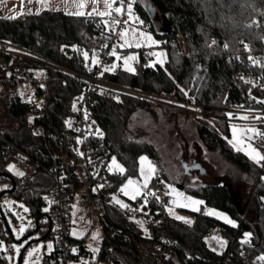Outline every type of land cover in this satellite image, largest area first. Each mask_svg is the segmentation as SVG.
<instances>
[{"label":"trees","instance_id":"16d2710c","mask_svg":"<svg viewBox=\"0 0 264 264\" xmlns=\"http://www.w3.org/2000/svg\"><path fill=\"white\" fill-rule=\"evenodd\" d=\"M149 3L161 10V17L166 19L162 25L157 23L160 15L155 17L147 7ZM133 6L149 21L147 28L164 41L166 58L162 66L158 62L150 66L151 52L141 46L135 72L127 71L120 63L108 71L101 66L100 76L119 87L106 84L105 94L92 91L96 128L103 133L101 150L109 158L116 155L125 168L122 174L110 172V179L104 184L110 197L101 217V252L110 249L114 256L134 260L139 255L138 240L155 237L166 248L160 256L168 264H216L226 256V264H264V161L257 164L247 152L229 143L227 117L229 110L234 113L239 109L259 111L264 117V83L244 76L249 71L264 75V61L255 56L264 52V0H134ZM70 12L52 7L15 15L0 12V37L20 47V52L0 49V82L5 88L2 111L7 121L0 123V132L36 156L43 157L47 143L52 144L54 136L69 127L76 113L75 98L87 88L85 77L77 72L89 68L93 71L100 65L92 62V52L105 47L107 37L113 35L102 16L88 15L89 12L77 16ZM252 18L258 22L254 24ZM85 52L88 58L84 57ZM112 56L109 54V60ZM24 78L34 82L31 97H25L18 86ZM151 93L159 98L154 99ZM34 94L43 100L39 102ZM149 102L167 108L193 103L200 108L196 128L206 147L236 163L253 183L256 181L249 205L254 211L251 216L244 212L243 199L223 180L189 186L204 200L200 211L190 209V218L186 219L191 223L176 219L164 205L155 209L145 227L126 216V209L115 202L111 193L120 190L126 176L139 173L141 152L150 156L155 172L167 177L154 142L140 138L127 123L136 106ZM257 122L264 127V120ZM6 159L0 153V172L9 171ZM65 167L77 186L81 179L75 163L69 160ZM23 173L13 174V192L29 203L35 218L42 219L46 216L45 191L53 178L41 166ZM3 176L6 175L0 178ZM205 204L225 210L235 226L217 215H209L203 209ZM215 229H220L227 239L221 249L207 239ZM4 236L11 238L0 213V242ZM57 255L55 249L45 252L43 261ZM0 264H18L9 260L1 244Z\"/></svg>","mask_w":264,"mask_h":264},{"label":"rangeland","instance_id":"374dc122","mask_svg":"<svg viewBox=\"0 0 264 264\" xmlns=\"http://www.w3.org/2000/svg\"><path fill=\"white\" fill-rule=\"evenodd\" d=\"M147 3L149 0H145ZM54 7L62 6L69 11H77L73 0H51ZM79 2V0H77ZM130 0H123L124 6V21L122 24H117L114 21H118L117 18L112 14V10L120 7V0H107V3L111 4V8L106 6L105 0H98V3H94L93 0H84L85 8L84 12L98 13V12H111V15L102 16L106 28L113 32V41L110 47V54L115 50L116 55H113L109 61L102 62L101 53L98 49H94L92 52V62L98 61L102 63L104 68L112 69L114 65L120 63L124 66V58L128 56H135L136 59L131 61V66L135 68L136 61L139 58V48L141 46L146 47L151 53H164L161 59L165 60L166 51L162 38L156 36L152 30L145 27L142 23L143 17L134 8L132 3V15L129 16L127 12V5ZM28 5V0H0V8L3 14L15 15L25 12L26 6ZM160 18L157 19V23L162 25L166 19L161 17V10L155 6ZM95 9V11H94ZM123 13V12H122ZM119 13V14H122ZM138 18V20H137ZM163 21V22H162ZM127 32V39L130 43H133L132 47H121L124 43L122 39V34ZM140 33H144L141 36ZM151 36L157 44H151V41L147 40L146 37ZM135 42L140 43V47H135ZM119 57V59L117 58ZM150 63L156 62V57L150 55L148 58ZM18 86L24 93L25 97H31L33 94L34 82L30 78L20 79L18 81ZM5 95V88L0 82V123H6V119L3 116L4 102L3 97ZM156 96V95H154ZM34 97L38 100L41 96L34 94ZM154 99L159 97H153ZM173 100V99H170ZM174 101V100H173ZM172 101V102H173ZM178 104V103H177ZM184 104V103H183ZM192 104V105H191ZM200 108L193 103L188 105H182L177 108L175 106L165 107L157 102H149L146 104H139L136 106L128 117V126L132 132L138 133L140 138H147L154 142L159 152L160 158L163 160V168L165 174L167 175L166 180L168 183L167 193L172 195L173 199L170 203H165V209L171 215L180 216L184 218H190L189 207H181L180 204L184 203V197H191L193 200L204 201L202 196L198 195L196 192L192 191L189 186L194 184H201L206 181H216L223 180L228 183L230 188H232L234 193L239 194L243 199L245 204L244 212L247 215H252V208L250 210V204L252 203L254 197V183L247 176L246 172L239 167L236 163L230 159L224 157L220 153L206 147L205 143L201 140L198 135L196 128V113H198ZM227 117L230 119V140L236 148H240L248 153L247 145L252 143L254 147H257L262 154H264V143L262 140H258L260 136H256L251 141L245 139V137H252L251 132H247V129L255 128L258 132L264 133V127H262L257 121L264 120V117L260 116V112H252L246 109L232 110L227 112ZM244 117H247L246 119ZM259 117V118H258ZM235 127V136L233 134V128ZM242 141V142H238ZM115 157L119 164L122 162L116 155L110 157V165L112 158ZM146 157L147 161L144 165L141 164V158ZM7 158V157H6ZM148 162L154 167V163L151 160L147 152L143 151L138 156L139 173L136 175L126 176L121 184L120 188L123 187L129 179L135 180L139 185H143L144 178L141 175V167L145 169L148 167ZM184 162H187L189 166L187 169L184 166ZM262 162V161H261ZM6 165L9 172L12 174H17V172H24L19 163L13 158L9 157L6 159ZM14 166V167H13ZM10 186V177L3 176L0 178V191L3 188ZM171 186V187H169ZM176 189L177 192L181 193V196H177L172 192V189ZM144 193L143 188L141 189ZM113 199H119L123 203L129 205V207H135L137 204V199L132 200L129 196L124 195L120 190H113L111 193ZM238 196V197H239ZM237 198V195L235 194ZM241 199V200H242ZM176 200L177 203H173ZM148 203V198L146 194H143V198L139 199L138 206L144 208L143 204ZM1 205L6 213L9 220V224L13 230L15 237L9 238L4 236L1 239V247L4 248L5 252L8 254L9 260L17 261L19 254L16 252V247L23 246L28 239L17 241L24 232L31 226L34 225L35 219L32 214L31 207L29 203L22 197L16 196L13 191L5 192L1 197ZM150 206V204H148ZM200 207V205H199ZM27 209V211L25 210ZM156 209H160V205L156 206ZM207 211L209 209L213 212L221 213L228 219H232L230 215L223 209L216 208L205 204L204 208ZM23 228L24 231L21 232L20 229ZM70 232H75L73 235L75 237H82L84 242L93 250L100 249L103 227L102 220L96 209H93L87 205H81L77 201L72 203L71 207V225ZM98 235L97 239H93V236ZM39 233H35L34 236H39ZM208 241L215 248L221 249L220 237L211 234L207 236ZM54 237L53 235H47L44 238H40L36 241L31 242L22 257L21 264H44L43 254L49 251L53 246ZM51 245V248L48 246ZM21 250V247H20ZM33 250H35L33 252ZM29 252H33L31 257L28 256ZM94 252V251H93ZM20 253V252H19ZM97 252H94L96 254ZM13 257V259H12Z\"/></svg>","mask_w":264,"mask_h":264},{"label":"built area","instance_id":"2783aa9c","mask_svg":"<svg viewBox=\"0 0 264 264\" xmlns=\"http://www.w3.org/2000/svg\"><path fill=\"white\" fill-rule=\"evenodd\" d=\"M112 14L120 22L119 24L123 23L124 11L119 14L112 10ZM252 22L256 24L258 19L252 18ZM142 24L148 27L149 21L144 18ZM101 27H103V23H101ZM113 37V35L107 37L105 47L97 48L101 53L102 62L109 60ZM162 42L164 41L162 40ZM0 49L20 52L18 45L1 37ZM255 56L264 61V52L255 54ZM99 64L94 67L95 70L93 71L89 68L88 70L77 72L85 77L87 88L75 98L76 113L71 117L70 126L64 129L60 135L54 136L52 144L47 143V147L43 151V157L41 155L36 156L31 151L16 144L2 132H0V153L4 157H11L17 161L24 172H33L41 166L53 178V183L45 191L46 201L44 202V208L48 209L46 215L51 218V230L54 241L52 248L46 252H52L55 249L58 251V255L56 257L53 256L52 260L47 257L43 261L44 264H47V262L50 264H168L160 256L161 250L166 248L155 237L140 238L138 240L139 255L136 259L129 260L122 256H114L110 249L103 253L99 249L94 254L84 240L73 236L70 232L71 207L74 201L96 209L100 217H102L106 213L107 199L110 197L108 190L104 187V184L110 179V158L101 150L103 144H100L103 143V133L96 128L95 116L92 112V91L95 90L99 94H105L106 84L117 87L119 85L109 83L100 76L102 63ZM244 76L246 78H258L264 83V75L261 72H244ZM35 84H38V81ZM135 91L146 93L137 89ZM149 95L159 97V95L154 93ZM42 100L40 98L39 102ZM41 131H44L43 127H41ZM98 132L102 135L98 134ZM258 140H262L264 143V138L259 137ZM69 160L75 163L77 173L81 179L77 186H74V179L69 175L65 167ZM167 187L168 183L165 176L160 172H155L149 180L148 186L143 188V194H146L148 198V203L143 204V211H140L139 209L141 208L138 206L139 199L143 198L142 195L137 200L135 207H129L125 210L126 216L133 219V222L138 226H141V223H137V221L142 222L143 227H145V222L153 218L157 205L172 202V195H166ZM261 198L264 200V195H261ZM147 234L150 236L149 232ZM213 234L220 237L221 241L227 243V239L223 236L220 229H215ZM73 249L76 251L74 252ZM224 259V261L216 264H226L228 257L226 256Z\"/></svg>","mask_w":264,"mask_h":264},{"label":"snow or ice","instance_id":"6c2138e0","mask_svg":"<svg viewBox=\"0 0 264 264\" xmlns=\"http://www.w3.org/2000/svg\"><path fill=\"white\" fill-rule=\"evenodd\" d=\"M28 2L30 3L31 0H28ZM93 2L94 3H98V0H93ZM105 2H106V6L108 8H111V4L107 3V0H105ZM133 2H134V0H130V2L127 5V12L129 14V16L132 15V3ZM73 3L75 4V7L77 9H79V10H77L75 12H70L69 14L70 15H77V16H83V15H85V12L83 11V9L86 6L85 3H84V0H79V2H77V0H73ZM120 3H121V6L115 8V11L117 13H122L124 11L123 0H120ZM147 7H151V4L149 3L147 5ZM94 11H95V9H94ZM87 14L88 15H92V13H87ZM97 14L100 15V16H106V15H111V12H98ZM137 20H138V18H137ZM114 22L117 23V24L120 23L119 21H114ZM138 22L139 23H142V21H138ZM140 35L141 36H144L145 34L144 33H140ZM126 36H127V32L123 33L122 34V39H124ZM146 39L149 40V41H151V44H157V42L155 40H153L151 36H147ZM215 43H216V41L213 40L212 41V44H215ZM132 46H133V43H130L127 39H124V43L121 45V47H132ZM140 46L141 45H140L139 42H135V47H140ZM225 47H227V45H225ZM83 55H84L85 58H88V53L87 52L83 53ZM112 55H116L115 50H113ZM151 55H153V56L156 57V62L160 63L161 66L164 64V60L161 59V57L164 56V53L163 52H161V53H151ZM117 58L119 59V57H117ZM135 59H136L135 56H128V57H125L124 58V61L123 62H124L125 69L127 71H129V72H135V68L132 67L131 66V63H130L131 61H134ZM93 63H98V61H95L94 60ZM150 66H153L154 67L155 66V62L152 65H150ZM114 68H115V65L112 67V70H114ZM108 70L109 69H107V68L105 69V71H108ZM185 94H187V93H185ZM244 118L246 119L247 117H244ZM235 131L236 130H235V127H234L233 128V134H234V136H235ZM246 131L247 132H251L253 134L252 137H247V136L245 137V139H247L249 141H251L252 139H254L256 136H260V137L264 138V133L258 132L255 128L247 129ZM98 134H101V133L98 132ZM238 142H242V141H239L238 140ZM229 143H232V141H229ZM247 147H248V155L257 164H260L261 161H264V154H262L261 151H259L257 147H254L252 143H249L247 145ZM237 150H240V149H237ZM81 155H83V154L81 153ZM146 161H147V158L146 157H142L141 158V164L142 165H144V163ZM109 171L110 172L116 171V172H119V173L122 174V173L125 172V168L121 164H119L117 162V160H116L115 157H113L112 158V161H111V165L109 166ZM140 171H141V175L144 178L143 185H139L137 181L132 180V179H129L127 181V183L123 187L120 188V192H122L126 196H129L132 200H135V199H137L138 196H142L143 195V192H142L141 189L142 188H146L148 186L149 180L152 178V176L155 173V168L151 165L150 162H148V167L146 169L144 167H141V170ZM17 175L23 176L24 173L23 172H17ZM101 187H103V185H101ZM169 187H171V186H169ZM94 191H95V189H94ZM172 192L175 193L178 197L182 195L181 193L177 192L176 189H174V188L172 189ZM150 194L151 195H155L154 193H150ZM167 194H169V193H166V195ZM157 199H159V198L157 197ZM183 199H184L185 202L180 204L181 207H189V206H192V210L193 211H197V212L200 211L199 205H202L204 203L203 201H200V200H193L191 197H184ZM115 202L117 204H119L122 208H125V209H128L129 208V205L128 204L123 203L119 199H116ZM145 203H146V201H145ZM173 203L175 204V203H177V201L174 200ZM25 210L27 211V209H25ZM139 210L140 211H143L142 208L139 209ZM45 211H48V209H45ZM169 211H170V214H171V209H169ZM208 214L209 215H217V216L221 217L222 219H224L225 222H227L229 224H233V226H235L233 221H231L230 219H228L226 216H223V214H221V213H216V212H213V210L209 209L208 210ZM175 218L176 219H179V220H183L185 223H191V221L187 220L184 217L176 216ZM137 223H141V226H143L142 225V222L137 221ZM20 231L23 232L24 229L21 228ZM75 234L76 233L74 232L73 235H75ZM98 235H99L98 233L96 235H94L93 236V239L94 240L97 239L98 238ZM246 235H250V234H246ZM225 243L226 242H224V241H220L221 247H223ZM20 247H22V245L19 246V247H16L17 254H19V252H20ZM48 247L51 248V245H49ZM34 251L35 250H33V252ZM73 251L75 252L76 250L73 249ZM93 251L94 252H98L99 249H93ZM33 252H29L28 253V256L31 257L33 255ZM261 259L264 260V256H262Z\"/></svg>","mask_w":264,"mask_h":264},{"label":"water","instance_id":"95a60500","mask_svg":"<svg viewBox=\"0 0 264 264\" xmlns=\"http://www.w3.org/2000/svg\"><path fill=\"white\" fill-rule=\"evenodd\" d=\"M150 9H151V11H152V13H153V15H154L155 17H157V16L159 15L158 12L156 11V8H155V5H154V4H151ZM184 166H185V168L187 169V167L189 166V164H188L187 162H184ZM3 174H6V175H8V176L10 177L11 182H12V185L9 186V187L3 188V189L0 191V213H1V215H2L3 222H4V225H5V227H6V230H7V232L10 233L11 238H12V237H15V236H14V234H13V230H12L10 224H9V220H8V218H7V216H6V213H5V211L3 210V207H2V205H1V197H2V195H3L5 192H11V191H13V189H14V187H15V180H14V178H13V174H12L11 172H9V171H1V172H0V176L3 175ZM38 217H39V216H38ZM38 226H39V223L36 222V223H35V226H34L32 229H30V230H26V231L24 232V234H23L20 238H18V239H16V240H17V241H21V240H23V239H25V238L27 239L30 235H32V234L38 229ZM50 230H51V225L48 226V229H47V231H46L44 234L39 235V236H37V237H36V236H32L30 239L27 240V242L21 247V250H20V253H19V257H18V259H17V263H18V264H21L22 257H23V255H24V252H25L27 246H28L31 242H33V241H36V240H38V239H40V238H44V237H46V236L48 235V233L50 232Z\"/></svg>","mask_w":264,"mask_h":264},{"label":"crops","instance_id":"0c3cea01","mask_svg":"<svg viewBox=\"0 0 264 264\" xmlns=\"http://www.w3.org/2000/svg\"><path fill=\"white\" fill-rule=\"evenodd\" d=\"M46 7L63 8L65 10L69 11L68 9H66L65 7H62V6L56 5V7H54V5H52L51 0H31L30 3L28 2V5L26 6L25 10L26 11H40ZM0 12L2 13L1 8H0ZM71 12H73V11H71Z\"/></svg>","mask_w":264,"mask_h":264},{"label":"flooded vegetation","instance_id":"af4514ba","mask_svg":"<svg viewBox=\"0 0 264 264\" xmlns=\"http://www.w3.org/2000/svg\"><path fill=\"white\" fill-rule=\"evenodd\" d=\"M6 175V174H5ZM8 176V175H7ZM12 185V182L10 184V186ZM35 223L38 222L39 223V226H38V229L30 236H34L35 233H39L40 235L44 234L47 229H48V226L51 225V218L50 216L46 215L45 217H43L42 219H39V218H35ZM35 223L33 226L29 227L28 230L32 229L34 226H35ZM47 223V227L45 228V224ZM52 232V230H50V232L48 233V235H50ZM37 237V236H36Z\"/></svg>","mask_w":264,"mask_h":264}]
</instances>
